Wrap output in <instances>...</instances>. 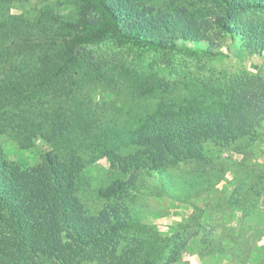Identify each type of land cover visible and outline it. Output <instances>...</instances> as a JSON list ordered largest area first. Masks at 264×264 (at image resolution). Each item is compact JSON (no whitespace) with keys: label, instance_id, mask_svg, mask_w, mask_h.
Instances as JSON below:
<instances>
[{"label":"trees","instance_id":"16d2710c","mask_svg":"<svg viewBox=\"0 0 264 264\" xmlns=\"http://www.w3.org/2000/svg\"><path fill=\"white\" fill-rule=\"evenodd\" d=\"M30 1L0 0V134L20 150L40 146L44 153L23 168L0 151V264L174 261L173 237L136 221L124 194L141 171L162 178L188 162L197 166L190 174L210 182L203 144L256 138L264 123V78L242 72L173 90L150 79L129 82L127 71L94 61L87 47L112 39L216 59L224 57L218 42L237 36L245 53L264 55V0H43L37 9L12 12ZM109 82L115 91L128 83L125 95L145 103L123 117L105 115L91 92ZM100 161L129 177L101 188L104 204L92 213L79 193L83 173ZM233 194L227 202L241 211L240 228H256L246 219L264 193L245 204ZM263 237L257 241L264 255Z\"/></svg>","mask_w":264,"mask_h":264},{"label":"rangeland","instance_id":"374dc122","mask_svg":"<svg viewBox=\"0 0 264 264\" xmlns=\"http://www.w3.org/2000/svg\"><path fill=\"white\" fill-rule=\"evenodd\" d=\"M42 1L31 0L22 8L15 6L12 12L37 9ZM143 1L151 4L161 0ZM218 43L224 57L216 59L192 57L181 49L150 50L130 43L120 46L112 39L89 46L87 51L106 68L121 74L127 71L129 82L150 79L173 90L190 82L198 85L220 82L242 72L264 78V55L245 53L237 36H224ZM200 46L207 47L205 42H200ZM113 86L114 83L97 86L91 92L92 100L105 115L123 117L127 110L145 103L126 96L124 86H119L120 91H115ZM203 148L209 157L204 167L211 172L210 182L190 174L197 167L192 162L170 168L169 175L162 178L156 172L143 170L135 189L124 194V201L136 221L150 226L162 237H173L169 255L175 257L174 261L169 263L165 259L157 264H261L264 255L259 246L263 240H257L264 234V198L257 200V208L246 219L254 222L256 228H240L241 211L237 210L239 216L232 215L234 211L227 201L234 193L239 204H245L253 193H264V123L254 140H242L228 147L208 141ZM0 151L6 161L23 168L38 164L44 153L40 146L20 150L12 137L3 134H0ZM128 177L106 161L89 166L83 173L79 193L82 203L92 213L99 211L104 201L98 191ZM219 177L222 180L215 183ZM249 182L253 183L255 192L248 188Z\"/></svg>","mask_w":264,"mask_h":264},{"label":"crops","instance_id":"0c3cea01","mask_svg":"<svg viewBox=\"0 0 264 264\" xmlns=\"http://www.w3.org/2000/svg\"><path fill=\"white\" fill-rule=\"evenodd\" d=\"M233 215H234V216H239V213H237V211L235 210V211L233 212Z\"/></svg>","mask_w":264,"mask_h":264}]
</instances>
